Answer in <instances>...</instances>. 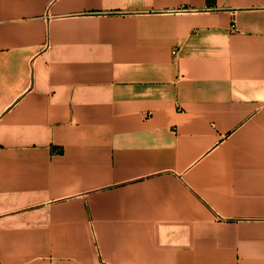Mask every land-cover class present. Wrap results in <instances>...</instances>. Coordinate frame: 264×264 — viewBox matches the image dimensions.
<instances>
[{
  "label": "crops",
  "instance_id": "crops-1",
  "mask_svg": "<svg viewBox=\"0 0 264 264\" xmlns=\"http://www.w3.org/2000/svg\"><path fill=\"white\" fill-rule=\"evenodd\" d=\"M0 264H264V0H0Z\"/></svg>",
  "mask_w": 264,
  "mask_h": 264
},
{
  "label": "built area",
  "instance_id": "built-area-1",
  "mask_svg": "<svg viewBox=\"0 0 264 264\" xmlns=\"http://www.w3.org/2000/svg\"><path fill=\"white\" fill-rule=\"evenodd\" d=\"M210 10H214V9H207V11H210ZM178 11H190V12H194V11H197L195 8H182Z\"/></svg>",
  "mask_w": 264,
  "mask_h": 264
}]
</instances>
